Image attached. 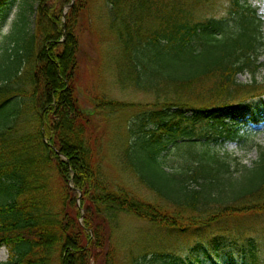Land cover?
Listing matches in <instances>:
<instances>
[{
    "label": "trees",
    "instance_id": "1",
    "mask_svg": "<svg viewBox=\"0 0 264 264\" xmlns=\"http://www.w3.org/2000/svg\"><path fill=\"white\" fill-rule=\"evenodd\" d=\"M31 1L21 0L9 37L16 45L3 54L0 247L9 257L0 264H116L112 237L123 215L195 239L191 254H162V264H264V232L253 220L264 214V147L236 171L208 150L188 171H168L160 159L182 138L241 144L240 125L264 124L258 10L247 0H106L108 30L134 86L154 91L135 116L138 135L125 156L157 197L145 198L112 184L96 159L95 114L131 105L100 96L89 111L81 102L77 18L88 0H75L65 21L69 0H34L35 8ZM248 71L253 81L240 82ZM149 75L159 80L142 83Z\"/></svg>",
    "mask_w": 264,
    "mask_h": 264
},
{
    "label": "rangeland",
    "instance_id": "2",
    "mask_svg": "<svg viewBox=\"0 0 264 264\" xmlns=\"http://www.w3.org/2000/svg\"><path fill=\"white\" fill-rule=\"evenodd\" d=\"M67 1V0H65ZM21 0H8L7 4L0 7V85L5 76L3 54L6 48L12 52L15 41L9 39L13 33V23L19 11ZM34 2V8L36 2ZM75 0H69L64 6L65 16ZM247 3L257 9L264 20V0H247ZM88 10L84 18H77L78 37L80 38V73H79V97L87 110L94 108L93 99L100 96L109 100L124 101L131 105L119 112L111 114L96 113L94 133L96 134V159L101 166V173L109 181L129 189L145 198H157L153 195L148 185L141 182L137 172L131 171L132 166L128 164L126 155L133 149L138 132H132L135 116L146 107L145 105L155 99L154 91H146L134 86L132 68L125 65V58L120 43L108 30L111 22V5L106 0H88ZM58 14V9L56 10ZM33 11L28 12L29 28H33L35 22ZM261 67L257 71L258 82L264 81V49L258 61ZM255 75L250 71L240 73L238 80L242 83L253 81ZM158 77L145 76L142 83H153ZM141 83V84H142ZM219 116L227 118L229 123L231 114L222 111ZM148 126L147 129H151ZM239 132L245 139L241 144L230 141L226 143H215L197 137L193 144L188 143V138H182L177 143L169 145L160 159L165 163L168 171H188V167L197 164L201 152L211 153L232 163V170L240 169L241 165L252 166L257 160L259 148L264 147V124L255 126L253 124L240 125ZM191 145V146H190ZM191 147V148H190ZM129 149V150H128ZM193 151V152H191ZM238 162L242 163L240 166ZM238 174V172H236ZM193 185H197L194 183ZM80 206V198L78 200ZM258 221L260 235L264 232V214L254 216ZM120 229L114 231L113 241L117 250L116 264H162V254L188 255L196 247L195 239L167 237L164 231L153 227L149 221L140 219L133 215L121 217ZM82 222V221H81ZM161 239L163 240L161 242ZM8 248L0 247V263L8 259Z\"/></svg>",
    "mask_w": 264,
    "mask_h": 264
},
{
    "label": "water",
    "instance_id": "3",
    "mask_svg": "<svg viewBox=\"0 0 264 264\" xmlns=\"http://www.w3.org/2000/svg\"><path fill=\"white\" fill-rule=\"evenodd\" d=\"M70 7V6H69Z\"/></svg>",
    "mask_w": 264,
    "mask_h": 264
}]
</instances>
